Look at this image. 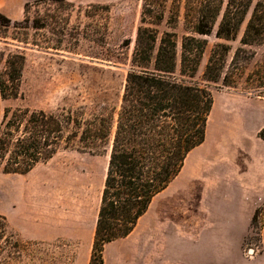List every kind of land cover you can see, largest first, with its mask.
Returning <instances> with one entry per match:
<instances>
[{"label":"trees","instance_id":"16d2710c","mask_svg":"<svg viewBox=\"0 0 264 264\" xmlns=\"http://www.w3.org/2000/svg\"><path fill=\"white\" fill-rule=\"evenodd\" d=\"M168 1L144 0L117 108L88 114L80 108L47 112L13 107L9 103L22 94L25 56L10 55L0 73V97L6 104L0 123V174H29L63 150L108 158L89 264H104L106 246L133 233L153 199L181 174L189 154L204 144L214 106L210 84L237 87L243 82L252 96L264 99V53L249 69L258 56L254 48H264V0H172L166 21L171 31L161 32ZM28 8L29 3L23 22L29 21ZM0 22L22 24L2 13ZM214 33L220 41L199 79L208 48L204 37ZM238 38L233 51L225 42ZM260 136L264 140V129ZM263 213L264 206L257 209L251 228H261ZM22 248L0 215V264L20 261Z\"/></svg>","mask_w":264,"mask_h":264},{"label":"rangeland","instance_id":"374dc122","mask_svg":"<svg viewBox=\"0 0 264 264\" xmlns=\"http://www.w3.org/2000/svg\"><path fill=\"white\" fill-rule=\"evenodd\" d=\"M171 5L169 0L164 22L158 27L161 32L171 31L166 25ZM143 7L144 0H31L28 22L23 19L18 26L0 22V73L10 55L21 52L25 56L22 94L9 104L47 112L80 108L88 114L104 107L117 108ZM184 13L182 6L181 21ZM37 24L43 28H36ZM245 27L246 22L240 37ZM177 31L181 37L185 35L182 25ZM204 39L208 48L199 79L212 48L220 41L215 33ZM225 43L235 51L239 38ZM254 49L258 56L249 69L264 53V48ZM210 89L214 106L205 150L225 151L239 160L241 142L251 129L248 119L254 108L249 99L257 96L246 91L243 82L237 87L210 84ZM5 105L0 100V114ZM107 164V156L73 149L58 152L29 174L1 173L0 215L23 244L22 259L6 264H89ZM194 164L190 158L180 180L168 194L155 198L129 237L107 245L104 264H140L143 227L154 226L165 235L160 264H182L172 255L170 238L174 229L183 239L190 236V199L195 190L206 186L196 173L190 176L196 178L194 183L181 184ZM259 227H252L247 234L243 247L246 260L262 259Z\"/></svg>","mask_w":264,"mask_h":264},{"label":"crops","instance_id":"0c3cea01","mask_svg":"<svg viewBox=\"0 0 264 264\" xmlns=\"http://www.w3.org/2000/svg\"><path fill=\"white\" fill-rule=\"evenodd\" d=\"M30 1L0 0V13L12 21H21L26 4ZM0 100L3 102L1 97ZM249 101L254 109L249 119L248 115L245 116L244 122L248 119L251 129L248 137L241 142L240 159L235 160L234 155L225 151L205 150L207 134L204 144L195 148L186 158L181 174L156 196L170 191L192 158L195 164L190 165L181 184L185 185L188 181L194 183L196 178L190 176L196 173L201 177L199 182L206 186L202 190H195L190 199L189 238L183 239L176 229L173 230L170 241L176 263L181 260L182 264H264V213L261 220L262 259L254 257L253 260H246L243 255L251 220L257 209L264 206V140L258 135L264 129V99L252 97ZM3 113L0 114L1 120ZM164 236L155 226L148 229L143 227L140 264H160L158 258Z\"/></svg>","mask_w":264,"mask_h":264}]
</instances>
